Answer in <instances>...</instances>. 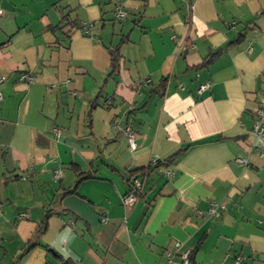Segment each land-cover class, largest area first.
Masks as SVG:
<instances>
[{"label": "crops", "instance_id": "crops-1", "mask_svg": "<svg viewBox=\"0 0 264 264\" xmlns=\"http://www.w3.org/2000/svg\"><path fill=\"white\" fill-rule=\"evenodd\" d=\"M0 7V264H264V0Z\"/></svg>", "mask_w": 264, "mask_h": 264}, {"label": "built area", "instance_id": "built-area-1", "mask_svg": "<svg viewBox=\"0 0 264 264\" xmlns=\"http://www.w3.org/2000/svg\"><path fill=\"white\" fill-rule=\"evenodd\" d=\"M3 13H4L3 9L0 7V16H2ZM114 14L117 20H123L128 16V12L124 8H122V6L120 5L116 6ZM91 26H92L91 22H85L83 25V28L86 31H90ZM249 51L250 52L252 51V47L249 48ZM24 77L27 78L29 81L33 80L32 76L25 75ZM6 79H7V76H4V75L0 76V82H4ZM210 87H211V84L209 82L203 83L201 84L199 88V92H203ZM3 98H4L3 93L0 91V100H2ZM108 102L111 104L112 100H109ZM123 131L129 140L131 149L135 150L138 147V144L136 141V134L132 126L129 125V126L124 127ZM252 132L256 138L260 139L261 141H264V97L259 101V104L254 109V124L252 128ZM238 161L241 164H245V165L247 164L246 158H239ZM59 174H60V170H56L55 177L58 178ZM167 175L170 177L174 176L171 171H168ZM22 178L27 179L28 173L23 174ZM132 186H133V189H130L123 197V204L128 207L132 206L136 202V200L139 198V194H141L142 187H143V181L139 177L135 178ZM225 207H226L225 204H213V206L208 210V214L210 216H213L217 213L219 208L224 209ZM27 216H28L27 213H21L18 217L21 218V217H27ZM191 253H192V250H187L183 252L179 257L180 260L178 262L174 260V256L172 253H168L167 254V264H191ZM240 259L241 257H236L235 261L237 264H240Z\"/></svg>", "mask_w": 264, "mask_h": 264}, {"label": "trees", "instance_id": "trees-1", "mask_svg": "<svg viewBox=\"0 0 264 264\" xmlns=\"http://www.w3.org/2000/svg\"><path fill=\"white\" fill-rule=\"evenodd\" d=\"M212 59H206L205 60V64H208ZM112 66H113L114 69H116V67L118 66L117 57H115V56L112 58ZM176 155L177 154H174L173 156H170V157L166 158L163 161L158 160L157 165H151L150 164L148 167L139 168V169L130 171L129 172V179H128V184H129L130 189H133L132 185H133V181H134L135 178H138V177L140 178V176H142V175H145V174H148V173L153 172L155 170H158L160 168V166L165 164L166 162H168V163L172 162L174 160V158L176 157ZM78 176L79 177H78L77 182H79L80 180L86 178V177H82L81 174H78ZM74 190H75V188L72 189V190H69L68 193L72 192ZM139 196H142V195L139 194ZM192 259H193V251L191 253V264L193 263Z\"/></svg>", "mask_w": 264, "mask_h": 264}]
</instances>
